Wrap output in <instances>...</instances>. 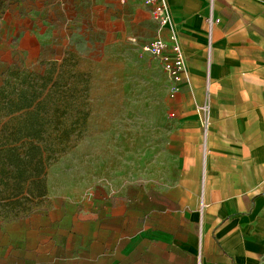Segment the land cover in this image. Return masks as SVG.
<instances>
[{
    "label": "rangeland",
    "instance_id": "rangeland-1",
    "mask_svg": "<svg viewBox=\"0 0 264 264\" xmlns=\"http://www.w3.org/2000/svg\"><path fill=\"white\" fill-rule=\"evenodd\" d=\"M114 15L0 0V264H127L139 246L152 264V188L179 177L170 79Z\"/></svg>",
    "mask_w": 264,
    "mask_h": 264
},
{
    "label": "crops",
    "instance_id": "crops-1",
    "mask_svg": "<svg viewBox=\"0 0 264 264\" xmlns=\"http://www.w3.org/2000/svg\"><path fill=\"white\" fill-rule=\"evenodd\" d=\"M166 1L186 67L175 97L170 80L179 177L152 188V264H264V0H215L212 27L209 0ZM93 3L141 47L169 36L146 0Z\"/></svg>",
    "mask_w": 264,
    "mask_h": 264
},
{
    "label": "built area",
    "instance_id": "built-area-1",
    "mask_svg": "<svg viewBox=\"0 0 264 264\" xmlns=\"http://www.w3.org/2000/svg\"><path fill=\"white\" fill-rule=\"evenodd\" d=\"M127 1L129 0H120L121 3H126ZM146 5L150 9L154 20L158 23L160 30L168 29L169 36L168 38H155L141 48L160 60L172 83L171 97H175L181 90L182 75L186 67L179 36L174 27L168 28V25L171 23V17L166 0H146ZM209 11L210 14L207 18L209 26L212 27L219 24L220 19L214 15L215 0H209ZM210 35L211 32H209V37ZM208 109L209 105L206 103L203 110L206 113ZM171 117H175V114L172 113ZM204 129L205 135H207L209 129L207 118L204 120Z\"/></svg>",
    "mask_w": 264,
    "mask_h": 264
}]
</instances>
